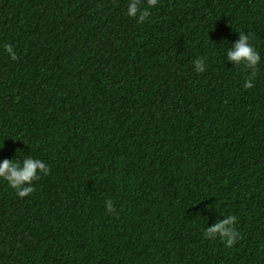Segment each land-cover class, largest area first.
<instances>
[{
  "label": "trees",
  "instance_id": "trees-1",
  "mask_svg": "<svg viewBox=\"0 0 264 264\" xmlns=\"http://www.w3.org/2000/svg\"><path fill=\"white\" fill-rule=\"evenodd\" d=\"M129 2L0 0V162L50 169L0 181V264H264V0Z\"/></svg>",
  "mask_w": 264,
  "mask_h": 264
},
{
  "label": "clouds",
  "instance_id": "clouds-1",
  "mask_svg": "<svg viewBox=\"0 0 264 264\" xmlns=\"http://www.w3.org/2000/svg\"><path fill=\"white\" fill-rule=\"evenodd\" d=\"M158 0H146V7L140 10V0H130L127 6L126 15L133 18L137 23H143L149 16V9L156 7ZM4 50L10 55V59L15 61L17 56L10 45H5ZM227 61L234 66L243 65L248 70L255 72L256 66L260 63V54L254 49L250 43L248 35L239 34V39L230 50L226 53ZM196 72H203L205 64L201 59L194 62ZM252 78L244 81L245 89L253 88ZM50 169L44 161L35 158H23L20 162L8 159L0 162V181H4L7 185L16 191V195L24 198L33 191V182L39 175H48ZM108 212L113 211L112 202L106 204ZM237 219L233 215H228L217 221L214 225L207 227L204 231L205 239L221 240L225 248H232L239 239V233L236 231Z\"/></svg>",
  "mask_w": 264,
  "mask_h": 264
}]
</instances>
